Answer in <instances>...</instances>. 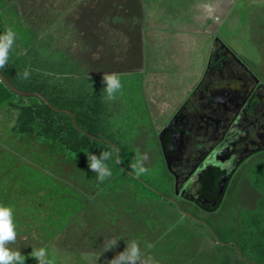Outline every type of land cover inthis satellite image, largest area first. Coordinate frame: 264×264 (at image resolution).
<instances>
[{
	"label": "trees",
	"instance_id": "obj_1",
	"mask_svg": "<svg viewBox=\"0 0 264 264\" xmlns=\"http://www.w3.org/2000/svg\"><path fill=\"white\" fill-rule=\"evenodd\" d=\"M50 2L0 0V34L8 28L16 33L8 63L0 70L18 88L40 91L58 108L73 112L76 124L70 114L53 110L37 96L14 93L1 79L0 103L6 104L9 112L16 115L15 131L40 153L39 166L45 174L48 172L64 184L66 190L72 191V196L70 192L62 195L65 207L58 208L55 201V208L69 214L68 218L61 216L64 221L60 229L73 223L87 226L97 235V242L105 232L109 233L110 238L119 239V252L130 241H136L142 258L148 259L150 264H264L263 252H259L257 258L259 248L255 257L245 255L241 237L227 238L211 221L206 222L208 228L200 223L215 235H212L215 246L211 248L201 234L179 221L181 217L193 216L179 211V204L172 201L170 191L131 173L125 162V155L130 151L128 142L117 140L107 131L98 97L81 87L79 81L83 77L136 69L132 67L141 63L146 0H67L56 6ZM70 3L76 9L65 16L62 11ZM63 16L66 19L63 20ZM58 19L63 20L64 26H55ZM69 21L77 28L74 40L67 43L63 37L68 34ZM102 23L122 30L134 43L132 47L137 54L133 60H128L132 64L122 70L114 63L105 64L106 57L96 56L102 52L99 49V42H103ZM57 34L54 44L52 40ZM81 42H85V46L80 45ZM109 55V59L113 57ZM25 70L30 72L28 79L22 78ZM109 145L118 150L121 164L109 161L113 175L100 183L96 173L89 169L85 154L99 155ZM253 168L250 172L252 182L259 185L263 180L264 185V161ZM72 198L74 204L68 211ZM179 206L185 211L182 204ZM262 207L263 199L255 205L258 213L264 211ZM229 241L234 243L227 246ZM229 249H233V254L226 252ZM24 256V264H38L30 253Z\"/></svg>",
	"mask_w": 264,
	"mask_h": 264
},
{
	"label": "rangeland",
	"instance_id": "obj_2",
	"mask_svg": "<svg viewBox=\"0 0 264 264\" xmlns=\"http://www.w3.org/2000/svg\"><path fill=\"white\" fill-rule=\"evenodd\" d=\"M64 1L67 0H51L50 4L54 3L56 6L60 3L64 4ZM161 1L146 0V5L150 7ZM67 5V9L62 11L65 16L71 15L76 9L72 3ZM208 7L213 17L220 20L210 22L208 27L201 26L197 31L201 30L212 38L207 40L205 36L199 37L202 38L203 45L207 42L210 47L184 46L180 48L182 55H175V59L171 58L169 52L174 46L170 44L176 43V37H181L185 33L180 32L179 28L192 27L193 30L195 24L192 21L196 14H207ZM162 9L164 11L161 13L162 22L161 25H157L161 27L153 29L150 40L147 29H142L141 54L144 57L140 64L132 67L136 69L126 68L127 64H132L128 60H133L135 53L137 54L132 47L134 43L131 42V37L108 23H102L100 32L104 45L103 42H99V49L102 52L99 51L101 53L96 56L106 57L107 65L114 63L121 67L120 70L126 68L119 72H110L119 74L123 85L114 100L104 99L106 94L103 92V74L83 77L79 82L83 89L98 97L102 122L107 131L117 140L128 142L130 151L125 155L127 167L133 162L137 150L141 154H147L148 159L145 162L147 171L141 177L154 181L160 188L170 191L173 198H177L172 195L174 179L166 168L159 143L154 136L156 128L161 124L160 116L170 106V104L165 106L163 101L158 102L157 94L162 95L167 86L169 98L174 97L175 94L176 97H182L185 82L195 77L194 71L204 62L205 55L210 54L214 37L223 39L239 55L259 65L260 50L258 52L252 43L258 46L264 41V24H261L264 21V0H165ZM62 19L66 17L63 16ZM62 19H58L55 26H64ZM202 20L201 25L205 23ZM146 25L150 28V21H146ZM68 28V37H63V40L70 43L74 40V30L77 27L69 21ZM154 31H156L155 35ZM57 36L58 34L52 40L54 44L57 43ZM189 39L193 38L189 37ZM75 42L77 44V41ZM84 43L79 44L85 46ZM177 49L172 50L177 51ZM109 54H113L110 59ZM184 71L186 78H181ZM15 116L9 112L6 104L0 103V204L13 208L17 231L16 242L9 244L8 247L19 250L22 255L31 253L33 249L46 248L54 264H109V261L121 250L120 246H117L105 251L106 242L111 239L109 233L105 232L103 238L97 242V235L87 226H75L73 223L66 229H60L59 225L64 221L61 216L68 218L69 214L65 215L55 208V201L59 205L58 208H61L60 205L65 207L62 195L70 192L72 196V191L66 190L64 184L52 175H48V172L45 174L39 166L40 153L35 151V146L27 143L15 131ZM257 195L256 193L250 195L246 189H234L226 198L224 205L215 213L203 212L186 200L178 201L185 211L193 212L195 218L205 222L211 221L227 238L230 239L234 235L241 237L245 255L255 257L259 248L258 258L259 252L264 253V233H261V230L264 232V211L258 213L256 209L259 208H255ZM57 196H59L58 202ZM72 201L70 206L67 205L68 211L72 210L74 199ZM262 208L264 210V207ZM178 220L201 234L210 248L215 246L213 234L200 225L202 222L193 217H181ZM224 243L223 246L226 245ZM226 252L233 254V249ZM148 258L150 261V256ZM142 261L143 264H150L148 259L142 258Z\"/></svg>",
	"mask_w": 264,
	"mask_h": 264
},
{
	"label": "flooded vegetation",
	"instance_id": "obj_3",
	"mask_svg": "<svg viewBox=\"0 0 264 264\" xmlns=\"http://www.w3.org/2000/svg\"><path fill=\"white\" fill-rule=\"evenodd\" d=\"M214 40L194 88L154 134L163 155L158 134L171 121L166 131L169 162L164 161L174 179L177 198L172 201L186 200L206 213L218 211L234 189L258 194L255 205L264 202L263 180L256 185L250 174L264 161V41L252 43L260 50L257 65L223 39ZM222 192L214 211L180 196L210 206Z\"/></svg>",
	"mask_w": 264,
	"mask_h": 264
},
{
	"label": "clouds",
	"instance_id": "obj_4",
	"mask_svg": "<svg viewBox=\"0 0 264 264\" xmlns=\"http://www.w3.org/2000/svg\"><path fill=\"white\" fill-rule=\"evenodd\" d=\"M15 42L16 33L11 28L6 29L4 33L0 34V69H3L8 63L9 54ZM29 76L30 72L28 70L22 73L23 79H28ZM102 82L104 84L103 92L106 94L104 97L106 101L114 100L116 94L121 92L123 88L120 76L117 73H104ZM85 155L87 156L89 169L96 173L97 180L100 183H103L113 175L108 162L115 160V162L119 163L118 150L111 145H109L107 150L100 152L99 155L91 152ZM147 159V154H141L137 150L133 162L129 165L131 173L136 177L145 174L147 171L145 167ZM16 238L17 231L16 224L14 223L13 208L0 204V264H24L26 257L19 250H13L8 247L9 244L16 242ZM118 241L119 239L117 238H111L107 241L105 251H110L117 247ZM30 256L35 258L38 264H54L46 248L33 249ZM109 264H143L139 244L136 241H130L122 252H119L109 261Z\"/></svg>",
	"mask_w": 264,
	"mask_h": 264
},
{
	"label": "crops",
	"instance_id": "obj_5",
	"mask_svg": "<svg viewBox=\"0 0 264 264\" xmlns=\"http://www.w3.org/2000/svg\"><path fill=\"white\" fill-rule=\"evenodd\" d=\"M164 1L165 0H162L157 5H155V3H154V5L153 6L150 5V7H147L146 2H145L146 7H145V12H144V21H143V28L142 29H144V28L147 29L148 39L149 40H150V35L152 36L151 33H152L153 29L155 30V29L161 27L160 26L161 22H162L161 13L164 12L163 9H162V4L164 3ZM209 7L207 8L208 10L206 9L207 10V14L206 13L205 14H200V13L196 14L195 18L192 21L195 24L194 27H193V30H192V27L191 28H179L180 32H185V33H183V35L181 37L180 36L176 37V43L172 42L170 44V46H174L173 48H178L177 51L176 50H172L173 48L171 49V51L169 52L170 57L172 56L171 58H174L175 55H182V49H180V48H183L184 46H194V48H197V47L200 48V47H203V46L210 47L207 44V42H206V45H203L202 38H199V37L205 36L207 40L208 39H212V38H209V35H207L206 33H202L201 30L197 31V29L201 28V26L208 27L210 22H219L220 19L216 20L213 17V14L210 11ZM174 20H177V19H174ZM201 20L203 22H205L202 25H201ZM146 21H150V28H149V26L146 25ZM158 24H160V25L157 26ZM261 24H264V21L261 22ZM144 25H146V26L144 27ZM156 31H154V35H155ZM195 32H199V33H195ZM197 34H199V36ZM172 37H174V35ZM189 37H192L193 39H189ZM196 37H198V38H196ZM207 40H205V41H207ZM183 43H187V44L186 45H182ZM208 43H209V41H208ZM142 46H143V43H142ZM175 46H177V47H175ZM208 55H205L204 62L199 64L200 65L199 68H197L194 71L195 77L192 80H187V82H185V91H184V93L181 94L182 97H178V96L176 97V94H175L174 97L170 96V98H169L168 91H167V88H166L167 86H165V91H164V93L162 95L159 94V93L157 94V96H158V100L157 101L158 102L159 101H163L165 106L170 104V106L168 107L169 109L166 108L164 110L165 112L163 113V115L160 116V118L162 120L160 122L161 124H159L157 128L161 127L165 123L167 118L176 110V108L183 102L185 97L194 88L195 84L197 83V81L199 80L201 74L203 73V70L205 68V65H206V62H207V59H208ZM166 66H168V65H166ZM184 74H185V71H184L183 75H181V78L185 77ZM160 79L162 80V78H160ZM155 87H157V85H155Z\"/></svg>",
	"mask_w": 264,
	"mask_h": 264
},
{
	"label": "water",
	"instance_id": "obj_6",
	"mask_svg": "<svg viewBox=\"0 0 264 264\" xmlns=\"http://www.w3.org/2000/svg\"><path fill=\"white\" fill-rule=\"evenodd\" d=\"M0 79L7 85V87L13 91L14 93L18 94V95H21V96H37L39 97L44 103H46L49 107H51L53 110L55 111H58V112H65V113H68L72 116L75 124H76V119H75V115L73 112H71L70 110L68 109H62V108H58L57 106H55L54 104H52L50 102V100H48V98L40 91H36V90H24V89H20L18 88L17 86H15L12 81L9 79V77L0 70ZM171 124V121L168 123V125L162 129L159 134H158V137H159V141H160V145H161V148H162V151H163V155H164V159L166 161V163L169 162V156L167 154V151L169 150V147H168V141H167V137H166V131L167 129L169 128ZM118 160H119V163H120V157H119V153H118ZM121 164V163H120ZM124 168V167H123ZM126 170V169H125ZM181 197L185 198V199H188V200H191L193 201L195 204H197L199 207H201L202 209L204 210H207V211H214L216 210L220 204H221V200H222V197H223V192L222 194H220V196L218 198H216L214 200V202L210 205V206H206V205H203L201 204L197 198L195 197H191L189 195L187 196H184L183 193L180 194ZM178 208L179 210L185 214V215H190L188 212H185V211H182V209L180 208V206L178 205ZM200 222L202 223H205V221L203 220H200ZM219 241V240H218ZM220 243H222L221 241H219ZM231 243H234V242H230V243H227V244H231ZM223 244V243H222ZM238 254L240 255V250H238Z\"/></svg>",
	"mask_w": 264,
	"mask_h": 264
}]
</instances>
